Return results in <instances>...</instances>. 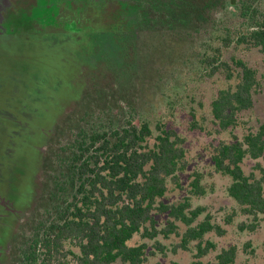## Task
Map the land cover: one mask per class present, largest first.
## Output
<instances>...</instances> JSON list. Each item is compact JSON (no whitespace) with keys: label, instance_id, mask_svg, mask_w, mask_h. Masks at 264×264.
I'll return each instance as SVG.
<instances>
[{"label":"trees","instance_id":"trees-1","mask_svg":"<svg viewBox=\"0 0 264 264\" xmlns=\"http://www.w3.org/2000/svg\"><path fill=\"white\" fill-rule=\"evenodd\" d=\"M2 1L13 12L20 8L28 16L33 15L35 8H43L38 0ZM43 1L48 3L50 0ZM94 2L96 0H55V3L48 4V10L45 9L48 21L43 25H48L57 34L65 32L71 36L85 33L87 38L115 31L117 27L125 29L117 22L126 15L128 0H97L96 5ZM182 2L192 22L191 27L187 24L186 28L181 27L177 31L181 34V41L185 40L183 47L191 49L190 54L184 52L188 53L189 60H196L202 71L212 75L223 72L230 80V84L221 88L212 101L215 121L221 129L227 130L238 125L241 112L253 107L259 79L256 69L247 61L241 58L225 60L223 48L236 45L259 48L264 52V0ZM228 6L236 9L231 16L225 12ZM212 10L218 11L219 15ZM207 21L212 29L203 28ZM41 23L32 19L24 31L2 36L10 41V48L5 52L8 57L20 53L26 56L27 63L31 60L29 57L34 54L35 48L29 38L46 32ZM213 33L215 37H212ZM18 36L19 39H16ZM216 37L219 43L215 48L209 41H214ZM13 42L18 43L17 50L12 48ZM67 56L69 59L61 63V70L58 64L52 66L54 74L60 71L65 76L70 74L64 67L73 62L72 58L77 60V55L67 52ZM48 61L52 63L51 59ZM70 82L64 77V86ZM49 88L52 87L41 90L43 95H47ZM19 101L24 104L10 105L15 114L26 115L18 112L19 107L27 112L32 108L41 109V101ZM59 105V102L55 103V106ZM62 105L65 103L62 102ZM124 105L119 107L123 108L121 111L114 113L113 106L109 104L100 110L102 116L98 115L93 120L80 118L79 124L71 128L69 140L62 142L63 147L59 150L54 144L45 154L42 142L35 154L31 149H23L21 155L11 161L14 175L7 185L15 205L31 209L37 198L36 207H45L49 211L48 220L42 219L33 238H30V246L26 249L28 264H58L61 257L66 256L63 252L65 243L71 240L79 248L76 256L78 264H113L118 259L130 264H143L145 245H130L129 241L142 229H147L148 223L154 224L153 213L157 210L171 217L164 229L167 235L178 233L177 220L187 225L182 235V247L196 241L197 259L187 264H207L200 258L214 249L215 244L208 240L203 245L204 236L220 227L208 219L193 224L202 210L191 209L187 201L166 204L161 200L168 190V180L175 179L178 171L184 168L182 138L164 124L158 123L153 127L149 119L140 116L136 107L128 105L124 110ZM7 114L18 122L24 119L21 116L17 119L10 110ZM136 119L140 122L135 123ZM248 155L264 160L263 128L257 133L246 134L242 140L220 143L212 159L216 171L232 179L229 195L244 213L257 217L264 214V165L259 163L260 177L254 173L246 174L242 163ZM41 176L44 182L38 181ZM192 186L198 189L199 180L195 178ZM42 198L46 201L39 203ZM5 231L8 233L10 229ZM10 233L12 236L13 232ZM37 250L43 253L38 254ZM235 255L236 248L231 247L223 250L217 259L219 264H230Z\"/></svg>","mask_w":264,"mask_h":264},{"label":"rangeland","instance_id":"rangeland-1","mask_svg":"<svg viewBox=\"0 0 264 264\" xmlns=\"http://www.w3.org/2000/svg\"><path fill=\"white\" fill-rule=\"evenodd\" d=\"M38 2L43 8H35L33 15L28 16L20 8L13 12L0 0V197H11L7 183L14 174L10 163L21 155V150L31 149L35 154L42 142L45 154L54 144L59 150L62 142L69 140L71 128L79 124L80 118L96 119L102 116L100 110L109 104L114 113L121 111L123 108L119 107L124 104V110L132 105L153 127L164 124L183 140L184 168L178 171L175 179L168 180V190L161 200L166 204L187 201L191 209L202 210L193 224L208 219L220 227L205 234L203 245L209 240L214 242L215 248L200 259L207 264H219L218 255L235 247L236 255L230 264H264V214L256 217L243 212L229 195L231 177L216 171L212 159L220 143L242 140L246 134L264 129V52L236 45L223 48L225 60L241 58L247 61L256 69L259 79L253 107L240 113L237 126L224 130L214 119L212 101L230 80L223 72L212 75L202 71L196 60H189L191 49L183 47L185 40L181 41V34L177 32L187 24L192 26L190 13L183 7L182 0H128L126 15L117 22L125 29L117 27L115 31L88 38L85 33L72 34V37L65 32L54 33V29L43 25L48 21L46 2ZM53 2L55 0H50L48 4ZM235 11L228 6L225 12L231 16ZM32 19L42 22L44 31L48 32L29 38L35 48L29 57L31 60L27 63L26 56L20 53L8 57L5 52L10 48V41L2 36L24 31ZM207 22L202 27L212 29ZM215 36L213 33L212 37ZM217 40L216 37L209 42L216 48ZM13 44L12 48L17 50L18 43ZM67 52L77 55V60L72 58L73 62L64 67L70 74L65 76L61 71L54 74L52 66L58 64L61 70V63L69 59ZM64 77L71 81L69 85L64 86ZM47 86L52 88L43 95ZM19 99L41 101V109L32 108L27 112L19 107L18 112L26 115L15 114L10 105H23ZM56 102L61 106H55ZM8 110L17 119L20 116L24 119L18 122L7 114ZM139 119L134 122L139 123ZM259 163L264 165L263 158L254 159L248 155L242 166L246 174L260 177ZM42 178L37 179L44 182ZM195 178L199 180L198 189L192 186ZM2 205L4 203L0 204V211ZM29 217L27 211L18 221L14 239L29 226ZM153 218V225L148 223L147 229H142L129 241L130 245H145L143 264H187L197 259L196 241L181 246L182 235L187 229L185 223L177 220L178 233L167 235L164 229L171 219L169 214L157 210ZM64 248L66 256L61 257L58 264H78L77 245L71 240ZM37 253L43 252L37 250ZM12 255L13 252L10 260ZM26 262L28 264V259ZM113 264L130 263L118 259Z\"/></svg>","mask_w":264,"mask_h":264},{"label":"flooded vegetation","instance_id":"flooded-vegetation-1","mask_svg":"<svg viewBox=\"0 0 264 264\" xmlns=\"http://www.w3.org/2000/svg\"><path fill=\"white\" fill-rule=\"evenodd\" d=\"M96 3L97 0L94 2V5H96ZM45 6L48 8V3H46ZM36 200L33 202V207L30 211L29 207H17L10 198L0 197V204L4 203V206L2 205L3 208H1L0 211V264H9L10 262L13 264H27V259L25 257L26 249L30 246L29 238L35 234L36 226L40 223V221H42V219L48 220V208L36 207L38 205ZM42 201H46V199L44 200V198H42L39 200V203ZM27 211L30 215L29 226L20 233V237H15L14 239V229L16 228V225L18 226V221L21 220ZM8 228L10 229V232H14L12 236L9 231L8 233L5 231V229L7 230ZM13 247L16 248V253L12 251L14 249ZM12 252L14 257L12 255V260H10V255Z\"/></svg>","mask_w":264,"mask_h":264}]
</instances>
